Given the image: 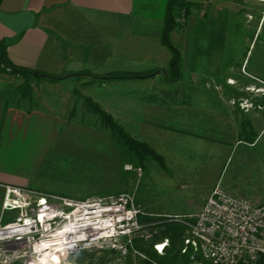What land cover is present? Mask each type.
<instances>
[{"label":"crops","instance_id":"0c3cea01","mask_svg":"<svg viewBox=\"0 0 264 264\" xmlns=\"http://www.w3.org/2000/svg\"><path fill=\"white\" fill-rule=\"evenodd\" d=\"M170 1L0 0V37L6 41L10 61L52 74L67 73L58 81L41 79L46 82L44 87H52L55 93L52 97L47 92V101L38 106L31 103V98L21 97L19 86L25 81L23 76L0 70V221L11 216V212L3 211L5 186L34 187L32 178L16 168L21 162V154L25 153L26 146L40 140V134L44 133L45 139L49 128L44 124H60L54 117L63 115L64 107H67L62 95L76 89L78 84H83L85 95L100 102L128 133L164 155L167 164L199 162L196 157L201 152L213 157L206 142L218 141V147H213L218 148L215 157L235 155L242 146L237 166L241 167L240 171L248 172L251 152H256L258 181H254L253 187L244 183L235 185L245 193L242 194L257 202L264 201V180H261L264 177V149L257 150L264 128L258 130L249 115L258 134L253 142H249L239 137L242 120L233 105L228 104L225 109L222 104L209 105L207 97H201L198 92L192 93L194 99L199 98L195 101L169 97L174 85L190 82L184 77L185 67H189L194 75L199 74L200 42L192 47L186 42L193 33L198 35L204 25L202 18L190 13L187 22L172 31L171 37L181 50L182 78L168 81L164 70L170 66L172 51L163 43L162 35ZM210 53V58L214 59L215 47ZM156 69L154 75L145 78L103 82L88 75L74 74ZM177 93L176 90L171 94ZM201 142H205L204 151L199 149ZM190 145H195L192 152L195 158L188 157L186 148ZM244 159L246 166L242 165Z\"/></svg>","mask_w":264,"mask_h":264},{"label":"rangeland","instance_id":"374dc122","mask_svg":"<svg viewBox=\"0 0 264 264\" xmlns=\"http://www.w3.org/2000/svg\"><path fill=\"white\" fill-rule=\"evenodd\" d=\"M181 1L177 2L175 8L176 21L180 26L184 13L185 23L188 18ZM188 1L192 3L189 14L193 13L195 17L202 18L204 23L199 34L194 36L193 33L191 39L187 38L186 42L191 44V47L200 42L202 50L197 65L199 74L194 75L189 67H185L183 74L190 82L174 85L170 92L175 93L177 90L179 93L175 96L169 93V97L195 101L199 98L194 99L192 93L198 92L201 97H207L209 105L222 104L223 109L228 104L233 105L238 109L240 120L251 115L255 127L258 130L263 129L264 2ZM213 47L216 49L214 59L212 56L210 58ZM41 79L45 78H31V103L38 106L47 101V92L52 97L55 93L52 87H44L46 82ZM83 86L78 84L76 89L64 92L62 96L67 107H64L63 115L54 117L60 124H44L49 128L45 139L44 133L40 134V140L35 143L31 141L34 144L26 146L25 153L21 154V162L16 168L32 178L34 188L75 197L129 191L135 195L146 216L167 219L169 216L196 214L203 206L207 194L219 182L233 192L244 193L236 183L253 187L254 181H258L256 152H251L248 172L245 169L240 171L237 158L241 157L242 146L235 155L224 154L222 157H215L218 148L213 147H218V141L206 142L210 145L209 150L213 157L201 152L196 157L199 160L196 163L167 164L169 171H166L153 159H149L145 167L141 166V176L136 170H126L127 164L136 168L140 165H137V159L132 153L123 150L99 116L87 107L85 97L89 96L85 95ZM94 101L102 107L100 102ZM260 141L257 150L260 147L264 149V132ZM204 143L199 145L200 151H204ZM195 149V145L186 148L189 158H195V154H192ZM245 160L242 165L246 166ZM261 180H264V177ZM238 186L241 187V184ZM177 225L185 232L186 228L182 224ZM157 229L159 231L162 226H157ZM67 263L147 264L135 253L125 256L118 252L102 250H84L70 257ZM178 264L186 263L182 259Z\"/></svg>","mask_w":264,"mask_h":264},{"label":"built area","instance_id":"2783aa9c","mask_svg":"<svg viewBox=\"0 0 264 264\" xmlns=\"http://www.w3.org/2000/svg\"><path fill=\"white\" fill-rule=\"evenodd\" d=\"M125 169L143 174L141 166L127 164ZM3 211L11 216L0 221V264H42L54 249L66 251V264L84 250L135 253L146 259L136 240L153 242L159 254L169 244L168 238L154 240L159 221L154 227L142 221L143 208L129 191L75 197L8 184ZM167 221L186 228L181 252L189 255L190 264H260L264 258V201L233 192L221 182L196 214L169 216Z\"/></svg>","mask_w":264,"mask_h":264},{"label":"trees","instance_id":"16d2710c","mask_svg":"<svg viewBox=\"0 0 264 264\" xmlns=\"http://www.w3.org/2000/svg\"><path fill=\"white\" fill-rule=\"evenodd\" d=\"M179 0H171L166 17H165V25L163 29L162 40L163 43L166 44L170 50L172 51V59L168 69H160L164 70L166 79L168 81H175L182 78V72L180 68L181 61V52L180 49L174 44L171 33L172 31L179 25L176 21V15L174 13L176 4ZM192 3L188 0H182L181 6L186 10L187 16L190 12V7ZM7 67L11 68V71L7 70ZM0 70L9 72L15 75H21L25 78L24 83L19 86V90L21 92V97H29L31 98L32 94V86H31V78H46L51 81H58L66 76L67 73L63 74H52L48 72H44L38 69H32L29 67H22L18 65H14L7 54V44L6 41L0 37ZM156 70L151 71H116L110 72L106 74H95L90 71H84L80 73H74L75 75H88L92 78H96L99 81H107L110 79H126V78H145L148 76H152L155 74ZM264 100V96L262 97ZM85 101L87 107L90 108L93 112H95L103 125L112 131V134L115 140L120 144L123 150L127 153H132L137 159V165L145 167L146 161L149 159H153L158 165H160L164 170L169 171L166 159L164 155L159 153L155 148H153L150 144L145 141H141L132 135H130L125 128L112 116L108 113L104 108H102L97 102H95L90 97H85ZM242 130L240 132V139L253 142L258 134L254 131L253 125L248 117H244L241 121ZM142 221L147 222L149 225L153 226V222L159 221L157 226H162L156 235L155 241L168 238L169 244L166 247L164 254H159L153 248V242H148L144 240H136L135 247L140 252L144 253L147 258L143 261L147 264H178L180 260L183 259L184 263H189V255L181 252V248L183 245V235L185 234L182 227L177 225V223H169L164 219L152 217V216H142ZM130 255V254H129ZM141 258V257H140ZM129 260V259H128ZM20 264V263H14ZM260 264H264V258H262Z\"/></svg>","mask_w":264,"mask_h":264},{"label":"bare ground","instance_id":"6f19581e","mask_svg":"<svg viewBox=\"0 0 264 264\" xmlns=\"http://www.w3.org/2000/svg\"><path fill=\"white\" fill-rule=\"evenodd\" d=\"M260 2H264V0H256ZM66 251L63 249H54L51 250L48 254H46L42 258V264H66ZM39 264V263H36Z\"/></svg>","mask_w":264,"mask_h":264},{"label":"snow or ice","instance_id":"6c2138e0","mask_svg":"<svg viewBox=\"0 0 264 264\" xmlns=\"http://www.w3.org/2000/svg\"><path fill=\"white\" fill-rule=\"evenodd\" d=\"M161 247H163V246H161Z\"/></svg>","mask_w":264,"mask_h":264}]
</instances>
